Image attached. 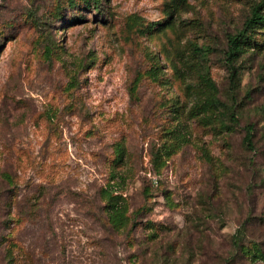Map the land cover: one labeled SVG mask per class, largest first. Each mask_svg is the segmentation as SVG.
Listing matches in <instances>:
<instances>
[{
    "label": "rangeland",
    "instance_id": "rangeland-1",
    "mask_svg": "<svg viewBox=\"0 0 264 264\" xmlns=\"http://www.w3.org/2000/svg\"><path fill=\"white\" fill-rule=\"evenodd\" d=\"M256 6L0 0V264H264Z\"/></svg>",
    "mask_w": 264,
    "mask_h": 264
},
{
    "label": "trees",
    "instance_id": "trees-1",
    "mask_svg": "<svg viewBox=\"0 0 264 264\" xmlns=\"http://www.w3.org/2000/svg\"><path fill=\"white\" fill-rule=\"evenodd\" d=\"M260 22H264V11L261 9V6H256L253 8L252 11V16L246 21L245 23V27L239 31L237 34L231 36L230 38V50H229V55L231 59H236L237 56H239L242 52L245 51V45L249 44V40L251 39V34L253 31V28L255 27V25L257 23ZM237 73V72H236ZM218 98H211L209 101L212 104H216L213 101L217 100ZM220 103L224 104L221 100L219 101ZM249 136H247V138L249 139L250 134H248ZM3 176L11 179V175L9 173H6V171H3ZM121 197V196H119ZM109 208L111 209H117L118 211H120L121 209H123V205L117 207V205L114 202H111L109 204ZM118 216H122L121 212H118ZM242 239H239L237 235L233 236V241H232V245L237 248L240 249L241 251H245V249L247 248V250H251L250 247L244 246L241 244ZM257 245V244H255ZM242 251V252H243ZM252 254L253 256H257L259 255V258L263 259L262 261H264V250L258 245V246H252ZM253 259V258H252ZM254 261V260H251ZM257 262V261H255Z\"/></svg>",
    "mask_w": 264,
    "mask_h": 264
},
{
    "label": "built area",
    "instance_id": "built-area-1",
    "mask_svg": "<svg viewBox=\"0 0 264 264\" xmlns=\"http://www.w3.org/2000/svg\"><path fill=\"white\" fill-rule=\"evenodd\" d=\"M155 179H156V177H155Z\"/></svg>",
    "mask_w": 264,
    "mask_h": 264
}]
</instances>
